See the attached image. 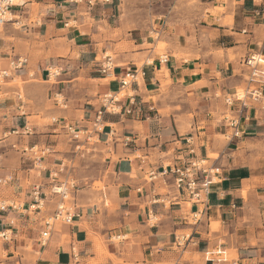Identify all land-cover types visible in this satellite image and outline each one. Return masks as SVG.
I'll use <instances>...</instances> for the list:
<instances>
[{"label":"clouds","instance_id":"clouds-1","mask_svg":"<svg viewBox=\"0 0 264 264\" xmlns=\"http://www.w3.org/2000/svg\"><path fill=\"white\" fill-rule=\"evenodd\" d=\"M0 264H264V0H0Z\"/></svg>","mask_w":264,"mask_h":264}]
</instances>
